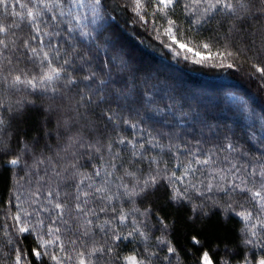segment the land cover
<instances>
[{
    "label": "snow or ice",
    "instance_id": "snow-or-ice-1",
    "mask_svg": "<svg viewBox=\"0 0 264 264\" xmlns=\"http://www.w3.org/2000/svg\"><path fill=\"white\" fill-rule=\"evenodd\" d=\"M113 13L119 14L123 25ZM178 15L187 28L173 18ZM218 17L226 22V30L218 27L200 41L199 47L208 55L196 52L201 59L195 63L231 57L242 64L241 57H264V0H0V86L13 91L23 87L30 95L52 102L40 105L47 116L60 117L56 129L46 131L44 148L52 149L48 137L54 135L59 142L63 133L60 151L65 153L55 152L54 159L43 149L34 151L38 141L29 144L21 139L19 151L11 156L10 125L4 114L17 118L36 102L24 96L14 108L0 104V155L9 156L4 164L24 171L33 186L28 208L14 192L6 202L8 212L0 215V245L9 246L11 253L0 246V264H5V258L11 264H32L33 259L36 264H163L169 255L160 257L147 243L145 218L152 214L151 208L125 210L122 204L147 200L160 187L168 188L170 201L187 202L197 215H206V207H220L226 215L240 216L243 243L251 246L255 264H264L260 254L264 252V111L250 109L244 97H228L251 122L245 130L247 140L255 145L249 155L229 135L232 125L212 114L215 101L188 94L156 74L138 77L139 67L128 57L117 33L105 35L112 26L129 35V28L156 33L157 40L163 35L170 40H161L162 48L180 57L174 44L187 52L193 49L177 35L199 36ZM220 66L225 67L222 62ZM253 67L264 88V67ZM65 108L74 115L64 119ZM88 113L97 119H90ZM161 153L179 161L174 167L182 168L181 175L168 167ZM85 168L91 172L82 171ZM209 192L223 193L229 199L218 205L205 195ZM191 193H199L202 202L193 206ZM237 194L253 204L252 210L236 212L232 197ZM157 219L167 232L168 224ZM97 233L105 243L98 244ZM24 234L36 241L31 254L23 248ZM137 240L143 244L142 251L121 252L124 241ZM156 241L161 251L176 256V248L166 237ZM200 264L231 261L226 256L214 262L204 251ZM239 264H253V259L245 255Z\"/></svg>",
    "mask_w": 264,
    "mask_h": 264
},
{
    "label": "trees",
    "instance_id": "trees-1",
    "mask_svg": "<svg viewBox=\"0 0 264 264\" xmlns=\"http://www.w3.org/2000/svg\"><path fill=\"white\" fill-rule=\"evenodd\" d=\"M123 3V0H121ZM19 10V9H18ZM118 19L121 20V25H123V19L119 17L118 13H113ZM177 20V23H182L185 28H187V22L180 17H173ZM163 25V21H160ZM107 27V26H106ZM220 28L221 32L226 30V22L222 21L219 17L210 22L205 26V30L200 33L199 36L194 33H185L183 36L177 35L182 43H187L188 47L193 49L192 52H187L186 50L179 49L178 45H173L176 47L177 51L181 53L180 57H174L173 54L169 53L166 49L161 46V40H170L169 37L160 35V39L157 40L154 37L156 33L148 35L142 32L140 29L133 31L129 28V32L125 33L121 31L116 26L109 27V31L105 35L111 32H116L119 36L120 44L127 51L128 57L133 61V63L139 67V72L136 73L138 77H145L149 74H156L159 76L160 80H167L175 84L178 89L187 92L188 94H197L205 100L211 98L215 101L212 109V114L221 117L222 123H227L232 125V132L229 135L232 136L234 140H239V145L249 152V155L253 154V149L255 147L252 141H248L245 135V130L251 123L248 121L243 113L238 112L235 106H233L229 100V96H241L244 97L249 102L250 109H255L257 111H264V88L261 87V82L258 81L256 77H259L260 73L256 72L253 65H258L259 67H264V57L253 58L252 60H247L244 57L241 59L244 61L242 64L233 60L231 57L221 58L216 57L210 60H204L202 63H195L196 60L201 59L195 55L196 52H200L202 56H207V50L199 47L200 41L206 39L212 34V31L216 28ZM259 24L256 28L259 29ZM253 29L250 27L249 31ZM24 35H27V28L23 29ZM260 37L257 36V43H260ZM146 41V44H141L140 41ZM147 44L152 45L148 47ZM220 50L223 48L220 46ZM213 54L216 52V47L213 48ZM115 51L113 55H115ZM187 56L188 59H183ZM221 62L225 67H221ZM228 63L236 64V67L227 68ZM20 67H25L21 64ZM31 67V66H29ZM35 72L36 69L32 68ZM255 74V76L253 75ZM139 82V81H137ZM155 81H153L154 83ZM27 96L28 99L34 100L36 102L35 107H26L22 113L17 118H12L11 114L5 113V119L8 121L11 132V140L9 147L12 149L11 156L19 151V141L23 139L24 141L32 144L35 141L34 151L37 153L43 149L47 155L53 156L54 153L59 151L60 156H65L63 151H60V145H63V133H61V139L58 142L56 137H48L50 144L52 146L51 150L45 149V133L53 132L56 127V121L60 117L57 115L47 116L40 105H48L52 103L47 99H43L37 96L30 95L26 90L21 87L19 91H13L8 89L6 85L0 86V104H4L6 107H15L16 101L22 97ZM59 105V101L56 102ZM162 106V105H161ZM74 115V113L67 111L65 108L64 119H67ZM88 116L92 120H96L97 117L92 113H88ZM81 124L84 123L83 120L80 121ZM256 127H259L257 124ZM75 131V130H74ZM165 131H170L166 128ZM86 136L90 134L85 132ZM131 135V133H126ZM223 137H221L222 139ZM5 140H8V136L5 135ZM155 154V153H154ZM163 159L167 161L168 167L176 171L177 176L181 175L182 168H175V163L179 161H174L168 155L161 153ZM9 156L0 155V215H5L9 206L7 201L13 196V193L20 195V199L24 201V207L28 208V196L33 186L29 184V177L25 175V172L14 168L11 165H5L4 160L9 159ZM25 159H28L25 157ZM181 160L185 157L181 156ZM31 163V160H28ZM99 163V162H98ZM132 170V169H130ZM82 171L91 172V168L82 169ZM198 178L204 179L197 173ZM35 179V177H32ZM19 181V183H17ZM131 185L132 181L128 180ZM168 188L160 187L155 195H151L147 200L137 198L135 204H130L129 202L122 201L125 210L132 207H136L143 211L145 208H151V213L145 218L149 227L145 231L149 235L148 246L151 251L158 252L160 257L169 255L170 259L164 261L163 264H200V257L202 252L207 251L212 257L213 261H218L221 258H227L231 261V264H239L245 255H248L253 259V264H255V257L253 253L249 251L251 246L245 245L243 240L245 238V233L241 231L244 227L242 218L238 215L229 213L224 214L220 207H206V215L200 216L192 211V206H189L187 202L183 205H178L168 198ZM201 191H204L201 185ZM193 196V206L195 204H200L202 200L199 198V193H191ZM206 196H210L213 200L217 201L218 205H223L229 199L223 193L209 192L205 193ZM235 201L234 206L236 207V212H241L244 209L252 210L254 207L251 202H248L245 197L241 195H235L232 197ZM243 205V208L238 205ZM12 212L16 209L11 208ZM29 211L31 209L29 208ZM157 216L163 218L164 222L168 224L167 232L161 230V226L158 223ZM104 219L103 214H101V221ZM137 219H140L137 216ZM121 231H124L123 226H121ZM157 237H166L171 241L172 245L176 248V256L172 257V254H168L161 251L157 246ZM193 237H196L200 241L199 244L194 243ZM49 237L45 236V239ZM96 241L98 244H103L105 241L101 238V235L97 233ZM22 245L24 249H27L29 254H31L32 249L36 246V241L32 236L24 234L22 240ZM3 246L5 253L9 252V246ZM138 248L143 250V244L140 241H124L121 244V252L123 254H130L132 249ZM226 248L229 250L226 253ZM179 249H185L188 251L187 254L182 255L179 253ZM31 259V256H30ZM5 264H11V260L5 258ZM32 264H36L33 259Z\"/></svg>",
    "mask_w": 264,
    "mask_h": 264
},
{
    "label": "rangeland",
    "instance_id": "rangeland-1",
    "mask_svg": "<svg viewBox=\"0 0 264 264\" xmlns=\"http://www.w3.org/2000/svg\"><path fill=\"white\" fill-rule=\"evenodd\" d=\"M179 253L182 254V255H185V254L188 253V251L185 250V249H179ZM260 254H261V255H264V252H261ZM254 259H255V258H254Z\"/></svg>",
    "mask_w": 264,
    "mask_h": 264
}]
</instances>
